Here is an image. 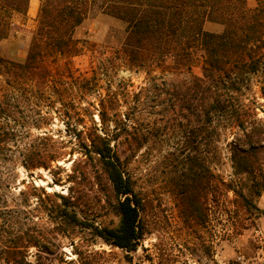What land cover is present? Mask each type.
Returning a JSON list of instances; mask_svg holds the SVG:
<instances>
[{"label": "trees", "instance_id": "obj_1", "mask_svg": "<svg viewBox=\"0 0 264 264\" xmlns=\"http://www.w3.org/2000/svg\"><path fill=\"white\" fill-rule=\"evenodd\" d=\"M38 1L39 10L31 0H0V40L17 31L16 20L24 19L28 10L31 15L38 11L25 60L0 55V155L6 156L11 145H17L27 171H51L56 183L62 181L58 163L69 156L72 168L67 173L68 182L95 180L101 185L106 180L110 184L119 224L109 227L97 223L91 217L96 210L84 209L91 207V202L76 195L72 187L66 196L43 191L49 201L46 214L50 229L17 233L4 250V262L48 264L42 254H55L53 247L62 245L64 237L71 238L76 256L68 264H94L95 257L106 254L97 250V245L131 253L144 239L142 201L126 173L143 145L142 134L131 125L130 117L112 108L110 119L107 101L101 100L100 121L107 127L108 122L113 123L112 132L100 130L93 114L67 115L68 140L48 131L19 146L18 140L31 137L23 132L27 124L24 111L61 86L58 80L68 76L72 60L83 49L76 30L96 10L124 23L121 53L131 68L167 69L181 77L203 59L201 75L182 77L176 95L179 109L186 112L191 125L188 141L204 143L208 155L188 151V166L173 177L172 189L180 208L196 222L205 210L223 207L237 232L253 227L261 214L257 200L264 191V117L260 116H264V106L259 101H264V0H255L254 7L249 6V0ZM206 23L220 25L222 31H208ZM38 116L33 125L41 129L48 116ZM71 121L81 128L70 130ZM88 123L93 125L87 127ZM227 134L233 136L228 143L233 168L229 180L214 168L220 156L218 143ZM95 203L100 204V200ZM30 248L37 250L34 263L27 257Z\"/></svg>", "mask_w": 264, "mask_h": 264}, {"label": "rangeland", "instance_id": "obj_2", "mask_svg": "<svg viewBox=\"0 0 264 264\" xmlns=\"http://www.w3.org/2000/svg\"><path fill=\"white\" fill-rule=\"evenodd\" d=\"M32 1L38 4L39 10V1ZM248 4L254 7L256 2L249 0ZM37 13L31 15L28 10L24 19L16 20L17 31L0 40L1 56L18 62L25 60L27 45L37 26ZM205 29L222 31L220 25L210 23H206ZM124 35V23L98 10L88 17L75 33L83 47L82 52L72 60L68 76L58 80L61 86L54 94L31 103L26 111L21 108L27 120L23 132L31 137L18 140L19 146L48 131L68 140L67 115L93 114L100 130L112 132L114 124L108 122L107 127L99 118L100 101L106 100L110 119L114 113L110 109L114 108L116 113L130 117L131 125L142 134L143 145L130 160L126 173L142 201L140 209L145 236L137 250L131 253L97 245L96 249L104 250L106 254L95 257L94 264H264V191L257 200L261 214L254 226L237 232L223 207L205 210L200 222L192 220L180 208L172 189L173 177L188 166L185 162L188 151L199 150L204 156L208 155L204 143L191 144L188 141L187 131L191 125L186 112L180 111L176 95L182 77L188 79L191 75H201L203 59L200 58L191 72L181 77L167 69L131 68L121 53ZM253 91L259 97L257 86ZM259 101L264 106V101ZM39 113L48 116L41 129L33 125ZM260 116L264 117L262 113ZM92 125L88 123L87 127ZM69 127L70 130L81 128L72 121ZM232 139L231 134L222 136L218 143L220 156L214 166L215 171L228 180L233 177L228 147ZM70 149L71 146L67 151ZM20 158L17 145H11V152L6 156L0 155V264H6L4 250L11 246L17 233L27 229L45 233L50 229L46 214L49 201L43 191L66 196L72 187L76 195L81 194L85 197L83 200L91 202V207L84 209L96 210L91 217L97 223L109 227L119 224L113 207L116 199L106 180L101 185L95 180H83L80 184L68 182L67 173L72 168L68 156L58 163L62 168L59 174L62 181L56 183L51 171L43 168L27 171ZM38 194L42 199L36 198ZM99 200L100 204H96L95 201ZM71 241V238L62 237V245L53 247L55 254H42L44 262L68 264L71 259L75 260ZM36 253L35 248H30L28 260L34 263Z\"/></svg>", "mask_w": 264, "mask_h": 264}, {"label": "crops", "instance_id": "obj_3", "mask_svg": "<svg viewBox=\"0 0 264 264\" xmlns=\"http://www.w3.org/2000/svg\"><path fill=\"white\" fill-rule=\"evenodd\" d=\"M32 1V0H31ZM38 1V0H37ZM31 3V2H30Z\"/></svg>", "mask_w": 264, "mask_h": 264}]
</instances>
